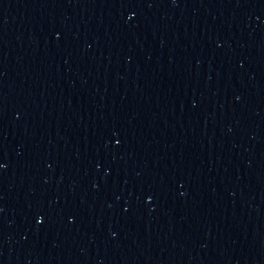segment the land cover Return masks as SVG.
Here are the masks:
<instances>
[{
    "label": "water",
    "instance_id": "water-1",
    "mask_svg": "<svg viewBox=\"0 0 264 264\" xmlns=\"http://www.w3.org/2000/svg\"><path fill=\"white\" fill-rule=\"evenodd\" d=\"M0 264H264V0H0Z\"/></svg>",
    "mask_w": 264,
    "mask_h": 264
},
{
    "label": "snow or ice",
    "instance_id": "snow-or-ice-1",
    "mask_svg": "<svg viewBox=\"0 0 264 264\" xmlns=\"http://www.w3.org/2000/svg\"><path fill=\"white\" fill-rule=\"evenodd\" d=\"M0 167H2V165H0Z\"/></svg>",
    "mask_w": 264,
    "mask_h": 264
}]
</instances>
